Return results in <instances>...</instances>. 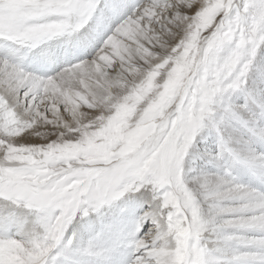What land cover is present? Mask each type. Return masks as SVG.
<instances>
[{
	"label": "snow or ice",
	"instance_id": "1",
	"mask_svg": "<svg viewBox=\"0 0 264 264\" xmlns=\"http://www.w3.org/2000/svg\"><path fill=\"white\" fill-rule=\"evenodd\" d=\"M0 264H264V0H0Z\"/></svg>",
	"mask_w": 264,
	"mask_h": 264
}]
</instances>
